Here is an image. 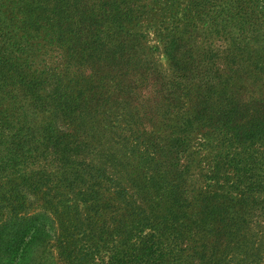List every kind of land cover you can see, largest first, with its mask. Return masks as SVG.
<instances>
[{
    "label": "trees",
    "instance_id": "trees-1",
    "mask_svg": "<svg viewBox=\"0 0 264 264\" xmlns=\"http://www.w3.org/2000/svg\"><path fill=\"white\" fill-rule=\"evenodd\" d=\"M0 264H264V0H0Z\"/></svg>",
    "mask_w": 264,
    "mask_h": 264
},
{
    "label": "rangeland",
    "instance_id": "rangeland-1",
    "mask_svg": "<svg viewBox=\"0 0 264 264\" xmlns=\"http://www.w3.org/2000/svg\"><path fill=\"white\" fill-rule=\"evenodd\" d=\"M153 38H150V41H152ZM162 57V56H161ZM163 63H164V69L167 73H169L167 61L164 57H162ZM198 141L203 140L201 136L197 137ZM195 139V142H197ZM199 151L198 161L195 165H198V168H196V176H194V179H199L201 182L205 181L209 177H212V165H226L224 162V150L219 143H216V141H211V145H197L195 152ZM22 164V163H21ZM26 165H33L32 161L29 160V162L26 163ZM22 173V172H21ZM207 173V177H203L202 174Z\"/></svg>",
    "mask_w": 264,
    "mask_h": 264
}]
</instances>
